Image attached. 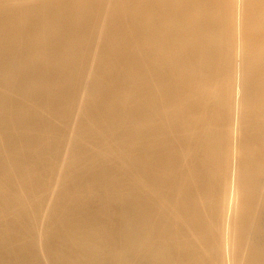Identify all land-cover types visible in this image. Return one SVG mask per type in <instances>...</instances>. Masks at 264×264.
I'll return each mask as SVG.
<instances>
[{"label":"bare ground","instance_id":"6f19581e","mask_svg":"<svg viewBox=\"0 0 264 264\" xmlns=\"http://www.w3.org/2000/svg\"><path fill=\"white\" fill-rule=\"evenodd\" d=\"M27 6L0 7V264H264V0ZM51 174L47 223L12 215Z\"/></svg>","mask_w":264,"mask_h":264},{"label":"rangeland","instance_id":"374dc122","mask_svg":"<svg viewBox=\"0 0 264 264\" xmlns=\"http://www.w3.org/2000/svg\"><path fill=\"white\" fill-rule=\"evenodd\" d=\"M47 1H49V0H0V7H6V8H8V9H18V8H20L21 10H24L25 8V10H27V9H30L31 7L30 6H27L28 4H38V3H43V2H47ZM25 6H27V7H25ZM47 6H52V5H47ZM43 7H46V6H43ZM47 19V18H46ZM48 20V19H47ZM49 22H53L54 21V19H53V17H50L49 18V20H48ZM105 31H106V28H105V30H104V33H105ZM145 31H147V30H145ZM54 32H56V31H54ZM101 46H102V43L100 44ZM106 45H107V43H106ZM66 54H69V53H66ZM85 93V92H84ZM84 93H82L79 97H78V99H80L83 95H84ZM116 95L119 97V98H124V99H128V98H130V96H126L125 94H123V93H121V92H118V93H116ZM96 95H94V96H91V97H95ZM91 97H88V98H84V99H82L81 100V102H82V104H85L86 103V101L89 99V98H91ZM126 99V100H127ZM14 110L15 109H13V112H14ZM80 117V116H79ZM78 119H80V118H78ZM80 121V120H79ZM157 122V121H156ZM159 122V121H158ZM146 125H148V121L146 120V121H144V122H141L137 127L138 128H141V127H143V126H146ZM124 128L125 129H123V128H121V129H119V130H126V129H128V127H131V124H129V122H126V123H124ZM113 134V133H112ZM120 141V143H122V144H125L126 142H127V139L126 138H124L122 141L121 140H119ZM73 141H71V143H72ZM9 143H10V141H6V145H9ZM102 143V142H101ZM108 145H109V143H105V142H103L99 147L102 149V150H104L103 151V153H101V155L97 152V147H93V146H89L88 145V147L87 148H85L83 151H82V155H86V156H88L89 158H91V160L94 162V164H95V167H100L102 164H103V162H104V157H105V155H104V153L108 150ZM141 145V144H140ZM23 152V150L21 149L20 151H17V153L18 154H21ZM58 157V155H55L54 156V159H56ZM52 173H53V168H52ZM63 173H64V168H60L59 166L58 167H56V173H54V174H60V176H63ZM14 174V173H13ZM53 176H52V174L50 175V177H49V175L47 176V181H48V183H49V186H48V188L46 189L45 187L44 188H41L42 189V191H38V192H36V194L33 196V197H31V200L29 199L28 201H30L29 203H26V206L25 205H19V206H17V207H15V208H13L11 211H13L11 214L13 215V214H15V213H17L18 211H21V210H27V209H33L34 208V206H35V203H39L40 204V202L42 203L41 205L42 206H45V208L46 209H44L42 206V209H44L45 210V213H46V215H45V217L42 219V222L44 223V224H46L47 223V221L49 220V216H50V213H49V209H50V207H51V205H52V198H51V196H52V192H50L49 193V188L51 187V184H52V189H56V190H58V191H61V190H63V186L61 187V189L59 188V187H57V185H55V184H53L52 182H53ZM110 179H112V178H110ZM67 184H69V181L68 182H65L64 183V185H67ZM34 185H36V184H33V186ZM231 187H233L234 188V186L233 185H231ZM44 189V190H43ZM110 190H112V189H110ZM23 193V192H22ZM48 194H50V196H48ZM53 197V196H52ZM20 200V199H19ZM27 201V202H28ZM46 201V202H45ZM44 202V203H43ZM55 202V201H54ZM47 203V204H46ZM44 204V205H43ZM46 205H47V207H46ZM49 205H50V207H49ZM121 205V203H119V202H117L116 203V206H120ZM25 207V208H24ZM24 208V209H23ZM30 209V210H31ZM41 209V210H42ZM48 209V210H47ZM29 210V211H30ZM47 210V211H46ZM123 210H125V208H122V209H120V212H119V214H118V219H119V221H120V223H123V219H122V215H121V213H122V211ZM0 212H1V210H0ZM2 212H4L3 210H2ZM26 212V211H25ZM27 212H28V210H27ZM10 213V212H9ZM29 214L30 213H33V210H31L30 212H28ZM25 216V215H24ZM23 216V217H24ZM115 216L117 217V214H115ZM115 217V219H117ZM28 219H32V222L30 221V222H28V223H33V222H35V223H33V224H36V217L35 216H33V217H31V218H26V220L28 221ZM22 220H25V218H23ZM129 252L131 253V254H133L134 252H137V247H136V249L132 252V250H129Z\"/></svg>","mask_w":264,"mask_h":264}]
</instances>
